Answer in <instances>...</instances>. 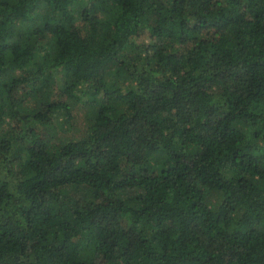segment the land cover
<instances>
[{"label": "trees", "instance_id": "obj_1", "mask_svg": "<svg viewBox=\"0 0 264 264\" xmlns=\"http://www.w3.org/2000/svg\"><path fill=\"white\" fill-rule=\"evenodd\" d=\"M0 264H264V0H0Z\"/></svg>", "mask_w": 264, "mask_h": 264}, {"label": "rangeland", "instance_id": "obj_2", "mask_svg": "<svg viewBox=\"0 0 264 264\" xmlns=\"http://www.w3.org/2000/svg\"><path fill=\"white\" fill-rule=\"evenodd\" d=\"M126 84V82H124V85Z\"/></svg>", "mask_w": 264, "mask_h": 264}]
</instances>
